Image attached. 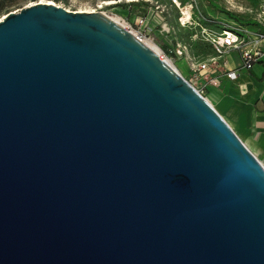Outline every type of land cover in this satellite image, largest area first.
I'll return each mask as SVG.
<instances>
[{
  "label": "water",
  "instance_id": "obj_1",
  "mask_svg": "<svg viewBox=\"0 0 264 264\" xmlns=\"http://www.w3.org/2000/svg\"><path fill=\"white\" fill-rule=\"evenodd\" d=\"M0 264H264V166L115 20L54 4L11 12Z\"/></svg>",
  "mask_w": 264,
  "mask_h": 264
},
{
  "label": "rangeland",
  "instance_id": "obj_2",
  "mask_svg": "<svg viewBox=\"0 0 264 264\" xmlns=\"http://www.w3.org/2000/svg\"><path fill=\"white\" fill-rule=\"evenodd\" d=\"M42 0H0V17ZM71 11L94 10L119 19L143 41L158 47L161 59L172 63L191 85H205L196 77L197 67L219 59L207 33L230 27L258 28L264 19V0H51ZM106 2V3H105ZM192 7V19L182 26L181 8ZM66 9V10H67ZM143 22V23H141ZM165 26L170 30L166 31ZM236 57L237 50L230 52ZM199 82V83H198ZM263 165V164H262Z\"/></svg>",
  "mask_w": 264,
  "mask_h": 264
},
{
  "label": "crops",
  "instance_id": "obj_3",
  "mask_svg": "<svg viewBox=\"0 0 264 264\" xmlns=\"http://www.w3.org/2000/svg\"><path fill=\"white\" fill-rule=\"evenodd\" d=\"M242 65L241 50H237L236 57L229 52L224 70H237L238 77L231 81L221 76L219 87L207 86L208 98L264 165V54L250 70Z\"/></svg>",
  "mask_w": 264,
  "mask_h": 264
},
{
  "label": "built area",
  "instance_id": "obj_4",
  "mask_svg": "<svg viewBox=\"0 0 264 264\" xmlns=\"http://www.w3.org/2000/svg\"><path fill=\"white\" fill-rule=\"evenodd\" d=\"M207 36V41L216 50L219 56L218 58L223 59V61L220 62L219 60L213 59L210 62L200 64L196 69L197 79L204 80L206 84L202 86H199V84L197 88L194 85L192 86L205 99L208 98L207 86L219 87L221 76L231 81L237 79V70H224L226 57L229 52L232 50H241L243 69L250 70L258 63L264 54V19L255 30L237 26L224 29L220 33H207Z\"/></svg>",
  "mask_w": 264,
  "mask_h": 264
},
{
  "label": "bare ground",
  "instance_id": "obj_5",
  "mask_svg": "<svg viewBox=\"0 0 264 264\" xmlns=\"http://www.w3.org/2000/svg\"><path fill=\"white\" fill-rule=\"evenodd\" d=\"M128 1H130V2H138L139 0H128ZM39 3H41V4H54L55 6H58V7H63V6H61V5H59V4H57L56 2H54V1H51V0H42V1H40V2H36V3H33V4H31L30 6H32V5H36V4H39ZM106 3V2H105ZM67 9V8H66ZM68 10V9H67ZM68 11H71V10H68ZM181 11H182V15H183V17H182V19H181V22H182V26H186V24L187 23H189L190 22V20L192 19V7L191 6H187V7H184V8H181ZM72 12H87V13H94V12H96V11H94V10H79V11H72ZM14 13H18V12H14ZM7 15H5V16H3V17H0V22L1 21H3V19L6 17ZM113 20H115L116 22H118L119 24H121L123 27H125V25H123L120 21H119V19H113ZM165 28H166V31H169L170 29L167 27V26H165ZM136 35V34H135ZM136 36H138V35H136ZM147 46H149L152 50H154V51H158V47L155 45V44H153L152 42H148V41H143ZM158 53V52H157ZM163 60V59H162ZM164 61H166V60H164ZM166 62H168L172 67H173V65H172V63L171 62H169V61H166ZM174 68V67H173ZM175 69V68H174ZM178 72V71H177ZM207 100L209 101V102H211V99H209V98H207ZM211 104V103H210ZM213 106V105H212ZM214 107V106H213ZM215 108V107H214ZM215 109H217L219 112H221L220 111V109L218 108V107H216ZM220 114V113H219ZM221 115V114H220ZM222 116V115H221ZM264 166V165H263Z\"/></svg>",
  "mask_w": 264,
  "mask_h": 264
}]
</instances>
